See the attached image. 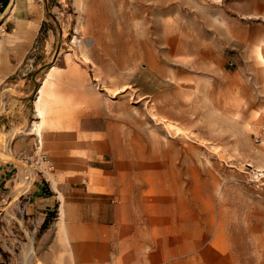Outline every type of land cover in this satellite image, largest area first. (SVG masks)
I'll return each mask as SVG.
<instances>
[{
	"label": "rangeland",
	"instance_id": "1",
	"mask_svg": "<svg viewBox=\"0 0 264 264\" xmlns=\"http://www.w3.org/2000/svg\"><path fill=\"white\" fill-rule=\"evenodd\" d=\"M2 165L0 264H73L87 210L131 264H264V0H9Z\"/></svg>",
	"mask_w": 264,
	"mask_h": 264
},
{
	"label": "crops",
	"instance_id": "2",
	"mask_svg": "<svg viewBox=\"0 0 264 264\" xmlns=\"http://www.w3.org/2000/svg\"><path fill=\"white\" fill-rule=\"evenodd\" d=\"M8 166H0V175L6 174ZM51 188L43 180L36 181L30 189L29 201L36 208L52 210L53 197ZM79 213V212H78ZM63 213L64 223L71 232H82V241L69 244L74 259L73 264H131L137 257L135 250L141 244L126 241L128 236L122 231L124 227L136 225L137 221H127L122 212L97 210ZM48 264V263H45Z\"/></svg>",
	"mask_w": 264,
	"mask_h": 264
},
{
	"label": "bare ground",
	"instance_id": "3",
	"mask_svg": "<svg viewBox=\"0 0 264 264\" xmlns=\"http://www.w3.org/2000/svg\"><path fill=\"white\" fill-rule=\"evenodd\" d=\"M140 46V45H139ZM195 51V50H194ZM150 69V68H149ZM66 72L72 76V77H75V70H74V67L69 63L67 64L66 66Z\"/></svg>",
	"mask_w": 264,
	"mask_h": 264
},
{
	"label": "trees",
	"instance_id": "4",
	"mask_svg": "<svg viewBox=\"0 0 264 264\" xmlns=\"http://www.w3.org/2000/svg\"><path fill=\"white\" fill-rule=\"evenodd\" d=\"M9 0H0V12H2L4 10V8L7 6Z\"/></svg>",
	"mask_w": 264,
	"mask_h": 264
}]
</instances>
